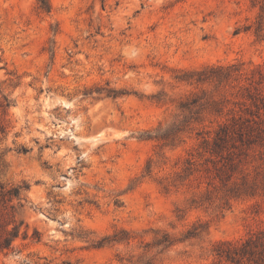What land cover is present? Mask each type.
<instances>
[{
    "label": "rangeland",
    "instance_id": "374dc122",
    "mask_svg": "<svg viewBox=\"0 0 264 264\" xmlns=\"http://www.w3.org/2000/svg\"><path fill=\"white\" fill-rule=\"evenodd\" d=\"M48 1L50 12L39 0H0V186L30 187L22 217L41 233L0 264H205L217 241L264 230V193L194 209L198 181L172 184L220 123L250 117L241 104L256 116L241 89L261 73L264 94V40L247 30L262 0ZM230 65L243 75L219 91L180 80ZM203 90L229 100L223 116L192 120L175 146L147 139L185 119L182 101L205 103ZM247 169L264 172V142ZM199 221L210 224L200 239L146 248Z\"/></svg>",
    "mask_w": 264,
    "mask_h": 264
},
{
    "label": "trees",
    "instance_id": "16d2710c",
    "mask_svg": "<svg viewBox=\"0 0 264 264\" xmlns=\"http://www.w3.org/2000/svg\"><path fill=\"white\" fill-rule=\"evenodd\" d=\"M40 9L50 12L48 0H39ZM260 13L256 23L247 30L254 28V34L258 39L264 40V0L259 2ZM239 65L212 66L200 72H193L180 78L181 81L197 85H213L217 91L235 78L243 75ZM255 76L248 77L249 86L242 88L246 91L242 94L250 100L258 111L253 114L250 107L242 108L243 112L250 114L245 118L242 115L232 114L219 124L214 138H204L196 153H192L185 161L184 167L174 179L172 184H183L194 177L198 181L197 192L190 199L191 208L197 209L216 205L218 209H229L231 202L238 199L255 198L264 193V172H256L254 175L247 169L250 164L251 153L258 142H264V118L261 110L264 108V94L259 90L262 82ZM205 103H200V98L182 101L180 109L186 114L183 121H176L167 129L159 128L155 136L147 137L157 140L163 146H175L181 143L182 135L191 125L192 120H198L204 113H216L224 115L225 103L229 100L218 101L212 96H207L202 91ZM6 106L10 101L5 99ZM261 103L263 107H260ZM253 116V117H252ZM0 256L8 255L16 251V241L19 239H33L40 241L41 233L34 229L30 235V226L22 217L25 207L23 192L29 190L28 185L5 190L0 186ZM210 224L197 222L181 237L163 234L157 236L152 243L146 244L148 250L157 249L159 254L170 250L178 243L200 239L204 233H208ZM124 233V232H122ZM160 235V233H156ZM129 235V234H128ZM111 238H106L110 240ZM127 238L126 240H130ZM123 239L115 235L114 242ZM101 245V244H100ZM129 264H156L154 259H138L129 261ZM205 264H264V230L251 233L241 239L220 240L214 244L209 261Z\"/></svg>",
    "mask_w": 264,
    "mask_h": 264
}]
</instances>
